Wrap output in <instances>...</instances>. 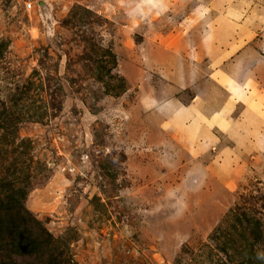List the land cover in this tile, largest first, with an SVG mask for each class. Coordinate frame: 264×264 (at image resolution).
<instances>
[{"label": "rangeland", "instance_id": "374dc122", "mask_svg": "<svg viewBox=\"0 0 264 264\" xmlns=\"http://www.w3.org/2000/svg\"><path fill=\"white\" fill-rule=\"evenodd\" d=\"M0 264H264V0H0Z\"/></svg>", "mask_w": 264, "mask_h": 264}, {"label": "crops", "instance_id": "0c3cea01", "mask_svg": "<svg viewBox=\"0 0 264 264\" xmlns=\"http://www.w3.org/2000/svg\"><path fill=\"white\" fill-rule=\"evenodd\" d=\"M238 33H239V35L237 36V38H242L246 34V32L244 33V31L242 32V30L239 31ZM207 49H208V51H211L212 47H208ZM240 73L241 72H236V74L237 75L239 74V76H240ZM230 75L231 76H227V75L225 76L224 69H221L218 73H216L214 75V80L216 81V84H215V82H213L210 86V88L215 89V91H217V93L220 96H223V94L221 95V93L218 91L219 86L225 87L227 89L226 90L227 93L229 94V96L226 97V99H227V102L230 104L231 108H230V110H228V112L225 115L219 116L220 118H218L217 120H215V121L211 120L210 118H208V115H206L207 113H205L204 109H206L207 105L203 108L205 101L203 102V100L201 99L204 95V92L199 93V97L192 104L193 107H190L191 106L190 105L188 108L181 109L179 107L180 106L179 104L175 103V105H174V111L176 113L175 117L178 120H181V118L184 114H185L186 120L191 119V121L186 125V127L184 126V128L186 131H193L194 132L193 135H195V136L194 137L190 136V138L192 139V142L194 141V143H197V144H199L200 147H202L201 150H205L206 148H208V146L210 147L212 145H215V143H216L215 142L216 136L213 135V133L211 131L212 129L209 127L210 122H212V123L214 122V126L216 125L217 127H219V129L221 131L223 130L222 132L228 134V136L231 137L230 139H232V140L236 141V140H238V137H240L241 139L243 137H245V134L242 131L247 129V127H245V126L247 125V122L249 121V119L246 120V118H245L246 111H247L248 107L251 106L252 102L256 103L255 98H253L255 91H247L245 88V85L240 83V81H239L240 77L236 78V77L232 76L231 73H230ZM246 76H249V75L247 74ZM232 78H234V79H232ZM229 86L233 87L234 91H232V89H229L228 88ZM206 98H207V96L205 97L204 100H206ZM238 103H240L241 105H244L245 109L242 112L240 119L234 120L231 117V113L233 112V108L236 107V104H238ZM202 120H205L204 122H206V123L203 124ZM250 120H252V118ZM249 122H251V121H249ZM240 127H241L242 131L240 130ZM235 144H236L235 147L239 148V146L237 145V141ZM253 146H250L249 148L253 149ZM255 147H257V146L255 145ZM221 155L224 157L223 164L217 168L215 167L214 168L215 171H216V169L219 171H223L226 168L225 166H227V161L225 160V156H224L225 152L222 151Z\"/></svg>", "mask_w": 264, "mask_h": 264}, {"label": "built area", "instance_id": "2783aa9c", "mask_svg": "<svg viewBox=\"0 0 264 264\" xmlns=\"http://www.w3.org/2000/svg\"><path fill=\"white\" fill-rule=\"evenodd\" d=\"M32 5L31 4H28V7L30 8Z\"/></svg>", "mask_w": 264, "mask_h": 264}, {"label": "bare ground", "instance_id": "6f19581e", "mask_svg": "<svg viewBox=\"0 0 264 264\" xmlns=\"http://www.w3.org/2000/svg\"><path fill=\"white\" fill-rule=\"evenodd\" d=\"M254 14V13H253ZM255 23V22H254ZM243 32V31H242ZM245 33V32H244ZM218 99V98H217ZM192 135V134H191ZM225 171V170H224Z\"/></svg>", "mask_w": 264, "mask_h": 264}]
</instances>
